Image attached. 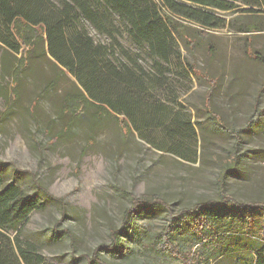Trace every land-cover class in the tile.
I'll use <instances>...</instances> for the list:
<instances>
[{
  "label": "trees",
  "instance_id": "obj_1",
  "mask_svg": "<svg viewBox=\"0 0 264 264\" xmlns=\"http://www.w3.org/2000/svg\"><path fill=\"white\" fill-rule=\"evenodd\" d=\"M229 13L254 19L264 14V0H0V43L17 61L13 103L19 75L29 69L31 59L46 56L81 86L65 101L74 119L87 113L110 118L126 138L134 132L158 152L196 162L198 124L185 115L183 103L197 79L209 86L207 119L215 131L235 139L233 152L221 161L218 199L175 211L162 195L132 193L121 224L109 231L110 242L82 255L85 264H112L102 258V251L114 260L128 256L132 250L126 239L135 219L147 211L165 220L159 232L148 233L141 242L147 254L182 264H264V200L239 202L226 190L227 180L242 163L237 155L242 133L230 129L213 111L217 78L188 61L179 46L182 39L194 49L188 39L191 25L198 27L194 31L199 42L210 32L228 28ZM249 25L239 32L264 30L256 22ZM255 60L264 63L261 56ZM55 84L46 85L41 95ZM57 201L64 211L63 200ZM43 207L36 195L0 177V264H42L36 245L21 236L30 216ZM55 231L57 236H70L67 229Z\"/></svg>",
  "mask_w": 264,
  "mask_h": 264
},
{
  "label": "rangeland",
  "instance_id": "obj_2",
  "mask_svg": "<svg viewBox=\"0 0 264 264\" xmlns=\"http://www.w3.org/2000/svg\"><path fill=\"white\" fill-rule=\"evenodd\" d=\"M226 18L228 28L210 32L205 41H198L194 31L198 27L191 25L188 39L194 49L182 39L179 46L188 61L217 78L213 111L230 129L242 133L237 152L242 163L227 180V192L239 202L261 201L264 113L259 111L264 108V63L255 58H264V30L239 31L251 22L264 29V14L252 19L229 13ZM91 35L100 39L93 31ZM16 63L0 43V177L19 185L26 194L36 195L44 204L30 216L21 236L24 242L36 245L42 264H85L82 255H90L99 245L110 242L109 231L121 224L132 193L138 197L162 195L175 211L219 198L216 182L221 161L233 152L235 139L215 131L207 119L208 84L195 79L194 92L183 103L185 115H191L192 122L198 124L194 126L197 160L186 162L158 152L134 132L126 138L110 118L96 119L87 113L74 119L65 101L81 86L73 75L62 74L49 57L30 60L29 69L18 77V98L13 103ZM53 81L55 87L41 95ZM61 199L64 211L57 201ZM164 221L155 213L142 212L126 239L131 253L114 260L102 251V258L112 264H182L147 254L141 248L147 234L159 232ZM62 229L69 230L70 236H57L55 230Z\"/></svg>",
  "mask_w": 264,
  "mask_h": 264
}]
</instances>
